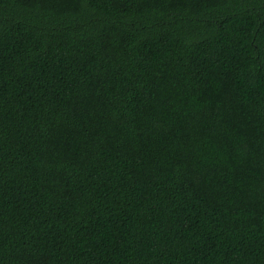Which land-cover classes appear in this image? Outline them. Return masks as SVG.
<instances>
[{"label": "trees", "instance_id": "1", "mask_svg": "<svg viewBox=\"0 0 264 264\" xmlns=\"http://www.w3.org/2000/svg\"><path fill=\"white\" fill-rule=\"evenodd\" d=\"M0 264H264V0H0Z\"/></svg>", "mask_w": 264, "mask_h": 264}]
</instances>
